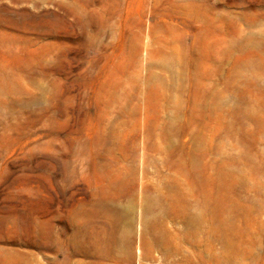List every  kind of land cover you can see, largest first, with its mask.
I'll return each mask as SVG.
<instances>
[{"label": "rangeland", "instance_id": "374dc122", "mask_svg": "<svg viewBox=\"0 0 264 264\" xmlns=\"http://www.w3.org/2000/svg\"><path fill=\"white\" fill-rule=\"evenodd\" d=\"M0 264H264V0H0Z\"/></svg>", "mask_w": 264, "mask_h": 264}]
</instances>
